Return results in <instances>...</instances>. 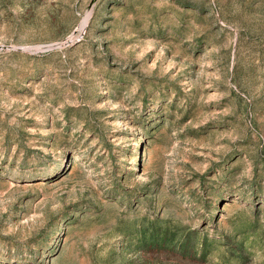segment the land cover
I'll list each match as a JSON object with an SVG mask.
<instances>
[{
	"label": "rangeland",
	"instance_id": "obj_1",
	"mask_svg": "<svg viewBox=\"0 0 264 264\" xmlns=\"http://www.w3.org/2000/svg\"><path fill=\"white\" fill-rule=\"evenodd\" d=\"M0 264H264V0H0Z\"/></svg>",
	"mask_w": 264,
	"mask_h": 264
}]
</instances>
